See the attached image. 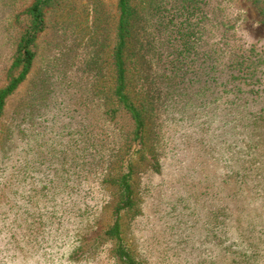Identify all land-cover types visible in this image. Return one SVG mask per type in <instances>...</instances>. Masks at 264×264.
<instances>
[{
    "label": "rangeland",
    "instance_id": "rangeland-1",
    "mask_svg": "<svg viewBox=\"0 0 264 264\" xmlns=\"http://www.w3.org/2000/svg\"><path fill=\"white\" fill-rule=\"evenodd\" d=\"M34 1L0 0V89L24 33L17 17ZM212 2L231 44L264 48L252 0ZM132 5L127 92L147 121L134 145L133 120L113 98L118 0L46 9L32 70L0 118V264H121L106 236L120 191L104 180L126 171L125 157L135 207L121 236L140 264H264V127L239 123L216 82L204 92L192 81L217 61L223 28L204 35L183 0ZM226 47L228 59L236 49Z\"/></svg>",
    "mask_w": 264,
    "mask_h": 264
},
{
    "label": "trees",
    "instance_id": "trees-1",
    "mask_svg": "<svg viewBox=\"0 0 264 264\" xmlns=\"http://www.w3.org/2000/svg\"><path fill=\"white\" fill-rule=\"evenodd\" d=\"M66 0H35L31 6L20 13L17 22L24 27V33L20 40L14 60L8 70V84L0 89V118L5 110L7 99L15 93L20 85L30 74L34 60L37 56V36L46 27V9L56 4L64 3ZM193 5L194 11L200 12V23L203 24L204 35L210 33L211 27L223 28V45L218 48L216 54L217 62L206 61L200 72L194 73L192 81L195 84H203L210 88L215 82L223 88V92L233 95L230 106V113L237 114L239 123L246 121L247 127L252 132L264 127V48L255 44L247 47L235 46L227 39V33L231 27L230 21L223 13L219 12L213 5L212 0H183ZM264 17V0H252ZM217 10V11H216ZM137 13L132 5V0H118V19L115 28V46L112 54V65L114 67L115 87L113 98L122 110L126 111L134 123L132 134L127 138L131 145L143 139L147 130V121L144 109L136 105L127 92L128 63L126 59V46L132 36L136 23ZM236 49L230 57L224 56L227 47ZM219 58L222 59L219 63ZM215 69L216 77L210 76L211 70ZM202 70V72H203ZM199 73V75H198ZM212 84H214L212 86ZM201 105H204L202 103ZM121 110L115 108L114 113ZM226 119V118H225ZM224 119V120H225ZM227 121V120H225ZM228 125L224 123V127ZM127 158V157H125ZM125 158L120 162V167H125L126 171L118 175H113L104 181L115 184L120 191L119 201L114 209V224L106 232V236L116 241L113 249L121 264H140L125 246L121 236V215L126 211H131L135 207V193L133 188L134 168L130 161ZM81 245L79 246V248ZM82 257L80 250L73 253V258Z\"/></svg>",
    "mask_w": 264,
    "mask_h": 264
}]
</instances>
